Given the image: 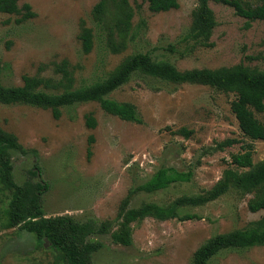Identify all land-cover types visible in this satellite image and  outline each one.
Instances as JSON below:
<instances>
[{
    "label": "rangeland",
    "instance_id": "374dc122",
    "mask_svg": "<svg viewBox=\"0 0 264 264\" xmlns=\"http://www.w3.org/2000/svg\"><path fill=\"white\" fill-rule=\"evenodd\" d=\"M100 0H19L36 13L25 21L22 14L0 11L1 82L20 86L24 76L60 78L56 65L67 60L75 86L105 80L130 56L147 52L155 60H167L180 71L217 69L238 64L254 71L264 69V20H248L232 6L210 1L216 26L211 46L184 42L191 29L198 0H179V7L162 12L149 9L148 0H128L133 11L128 28L115 26V9L102 25L93 16ZM252 5L264 0H244ZM109 12V13H110ZM82 24L92 28L94 44L84 52ZM124 41L113 51L109 38ZM175 46V51L169 48ZM133 103L143 122L136 123L105 112L96 101L63 109L55 118L50 109L0 101V125L15 134L26 153L11 151L13 177L18 184L31 179L48 187L42 196L45 217L69 216L77 223L95 225L87 239L103 247L93 253L92 264H191L194 252L216 235L245 228L260 219L248 207L252 193L232 184L219 198L179 206L181 215L159 220L148 216L134 222L132 244L113 240L121 215L128 209L153 202L171 207L181 197L208 195L228 169L239 173L232 153L251 144L256 165L264 159V141L245 136L231 105L236 93L199 82H175L143 73L108 95ZM93 112L98 125L89 128L85 115ZM264 121V113H256ZM186 128L187 137L177 132ZM94 135L88 153L89 136ZM237 139L218 149L217 143ZM161 167L191 172L188 181L177 182L154 193L129 194L148 181ZM33 172H36L34 175ZM12 191L0 181V264H65L48 240L23 228H7V209ZM210 264H264V245L224 250Z\"/></svg>",
    "mask_w": 264,
    "mask_h": 264
},
{
    "label": "trees",
    "instance_id": "16d2710c",
    "mask_svg": "<svg viewBox=\"0 0 264 264\" xmlns=\"http://www.w3.org/2000/svg\"><path fill=\"white\" fill-rule=\"evenodd\" d=\"M19 0H0V11L22 14L21 21L34 17L36 13L30 4L22 7ZM211 0H198L194 11L191 29L182 38L184 42L195 40V45L211 46V35L217 22L210 7ZM232 6L238 15L245 17L248 23L255 20H264V1L252 5L244 0H214ZM149 9L153 12L169 11L179 7V0H148ZM115 9L113 17L115 26L120 32L128 28L133 17L128 0H100L93 9V16L102 25L107 17L111 16L110 8ZM110 12V13H109ZM112 17V16H111ZM80 39L84 52H90L94 44V34L90 27L82 24ZM113 51H120L125 42L109 38ZM175 51V46L169 48ZM56 72L61 77H43L39 75L24 76V83L20 86H4L1 82L2 64L0 62V101L6 104L24 102L34 106L50 109L55 118H60L63 109L79 103L96 101L102 109L116 115L123 120L142 123L137 107L133 103L119 102L108 95L128 82L134 73H143L161 79L175 82H199L216 86L219 89L236 93L231 108L243 134L252 140L264 141V121L256 113H264V69L254 71L248 66L238 64L232 67L217 69H192L180 71L167 60H155L147 52H137L125 60L119 68L105 80L87 86L76 87L73 71L67 60L56 65ZM85 123L89 128H96L98 121L93 112L85 115ZM177 132L189 137L193 131L186 128ZM95 142L94 135L89 136V154H92L91 145ZM237 139H225L217 143L218 149L232 146ZM26 153V149L19 142L18 137L2 128L0 125V181L6 189L12 191L9 202L5 227H15L23 223V228L35 233L40 240H48L51 247L59 251L65 264H92L93 253L103 247L99 241H89L87 236L94 232L95 225L77 223L72 217L58 216L45 217L42 209V196L48 185L34 182L29 179L24 184H18L13 177L11 151ZM232 163L244 172L232 169L225 171L221 179L208 195L200 197H181L171 207L157 203H147L139 208L128 209L122 213L120 226L112 233L114 242L131 245L133 238V223L142 221L148 216L159 220L173 217L193 219L195 214L181 215L179 206L185 204H200L219 198L227 192L232 184L237 185L244 193H252L248 207L257 212L264 209V159L256 165L253 158L251 144H244L242 151L232 153ZM35 175L36 172H33ZM191 172L179 171L174 167H161L148 181L132 190L126 202L131 201L135 193L144 191L154 193L167 189L177 182L188 181ZM256 245H264V215L250 222L243 229H236L216 235L203 243L193 254L191 264H210V261L224 250L247 249Z\"/></svg>",
    "mask_w": 264,
    "mask_h": 264
}]
</instances>
